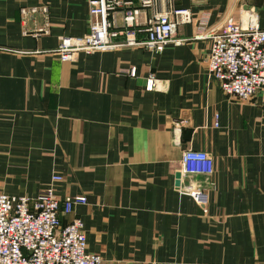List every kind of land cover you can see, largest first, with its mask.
<instances>
[{"label":"crops","instance_id":"0c3cea01","mask_svg":"<svg viewBox=\"0 0 264 264\" xmlns=\"http://www.w3.org/2000/svg\"><path fill=\"white\" fill-rule=\"evenodd\" d=\"M41 5L49 35L24 36L43 19L20 9ZM164 9L190 15L174 29L180 46L62 62L53 51L60 37L88 33L89 0H0V192L85 197L60 218L82 221L103 264H264V87L249 101L227 97L207 70L210 39L197 38L247 9L264 30V0H162L140 15L137 40ZM130 68L135 77L121 73ZM150 74L163 90H144ZM187 150L213 161L211 177L183 181L208 190L207 214L178 194Z\"/></svg>","mask_w":264,"mask_h":264},{"label":"built area","instance_id":"2783aa9c","mask_svg":"<svg viewBox=\"0 0 264 264\" xmlns=\"http://www.w3.org/2000/svg\"><path fill=\"white\" fill-rule=\"evenodd\" d=\"M162 0H89L91 17L88 33L82 37H60L55 52L62 62H72L78 54L90 55L117 46H138L152 53H161L169 45L180 46L184 40L174 37L177 24L187 23V10H159L147 17L143 40L135 30L141 25L140 15ZM121 15L122 30H116L115 17ZM41 15L43 26L24 36L49 35L48 8L44 5L20 9L23 20ZM124 37L120 43L115 39ZM210 39L207 56L209 75L218 82L222 92L231 99L249 101L264 87V30L259 27L254 9L240 13L237 19L227 18L220 28L198 35ZM121 73L135 77V69ZM163 84L150 74L145 80L146 92L163 90ZM218 128L217 116L213 123ZM178 194L190 198L207 214L208 190L183 185L191 176L213 174V161L202 151L187 150L180 160ZM86 198L58 199L50 187L35 197L12 196L0 192V264H103L99 255L87 251L83 223L78 217L63 224L77 205H86Z\"/></svg>","mask_w":264,"mask_h":264},{"label":"water","instance_id":"95a60500","mask_svg":"<svg viewBox=\"0 0 264 264\" xmlns=\"http://www.w3.org/2000/svg\"><path fill=\"white\" fill-rule=\"evenodd\" d=\"M179 178H180V175H179V173L176 175V179H177V182H176V186L178 187L179 186V184H180V180H179Z\"/></svg>","mask_w":264,"mask_h":264}]
</instances>
